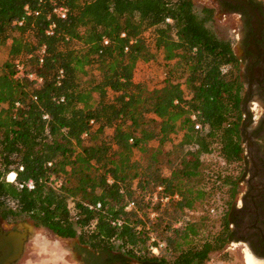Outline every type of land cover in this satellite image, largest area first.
I'll use <instances>...</instances> for the list:
<instances>
[{
    "label": "trees",
    "instance_id": "trees-1",
    "mask_svg": "<svg viewBox=\"0 0 264 264\" xmlns=\"http://www.w3.org/2000/svg\"><path fill=\"white\" fill-rule=\"evenodd\" d=\"M54 1L68 7L66 18H48ZM214 14L193 0H0V48L9 44L0 63L2 217L134 255L157 256L152 235L168 253L188 244L201 224L194 210L217 192L231 201L242 151L239 58L234 40L207 25ZM19 55L42 83L16 75ZM158 57L164 78L152 87L136 67ZM30 179L34 189L19 186ZM158 186L166 203L152 196ZM225 240L221 227L201 248L189 245L187 262Z\"/></svg>",
    "mask_w": 264,
    "mask_h": 264
},
{
    "label": "flooded vegetation",
    "instance_id": "flooded-vegetation-1",
    "mask_svg": "<svg viewBox=\"0 0 264 264\" xmlns=\"http://www.w3.org/2000/svg\"><path fill=\"white\" fill-rule=\"evenodd\" d=\"M248 2L259 12L260 20L253 22L254 16L250 11L233 0H209L210 5L206 6L214 8L215 13L234 15L240 23L235 30L238 47L235 52L239 58L242 87V117L238 126L242 151L241 158L232 164L236 187L231 201H223L219 208L221 227L226 237L220 253L234 250L238 264H248L246 252L249 251L254 257V264H264V0ZM255 24L261 26L259 34H256ZM225 196L228 198L226 193ZM212 210L218 209L213 206ZM25 222L19 220L11 223L0 213V226L4 231L23 230L18 224ZM4 223L11 227L5 228ZM61 238L72 242L64 256L68 264H175L173 259L163 253L157 256H149L144 252L134 255L116 245L95 248L78 237ZM190 248H176V264H211L212 249L208 250L204 260L193 257L188 263L184 253Z\"/></svg>",
    "mask_w": 264,
    "mask_h": 264
},
{
    "label": "rangeland",
    "instance_id": "rangeland-1",
    "mask_svg": "<svg viewBox=\"0 0 264 264\" xmlns=\"http://www.w3.org/2000/svg\"><path fill=\"white\" fill-rule=\"evenodd\" d=\"M193 1L196 10L199 13H201L203 7L210 5L209 0ZM207 25L219 37L234 40L233 48L237 52V31L235 30L238 29L240 23L234 15L217 12L214 14L213 18L207 22ZM8 45H5L0 48V63L5 61L9 57ZM164 71L165 67L163 64V60L158 57L148 62L140 61L136 67V76L146 78L150 86L152 87L159 86L162 84L164 78ZM177 139L178 138H176V140ZM167 147H170V143H168ZM209 157L210 155H206L205 159L209 160ZM212 158L213 161H215L216 155L214 154ZM8 178L9 174L6 179L10 181ZM226 199V196L224 195L223 197L222 193H214L211 197V200L203 208L198 207L194 210L193 217L195 219H199L200 217H202L200 219L201 221L199 222L201 223L199 227V232L195 237L190 240V244H184L183 246H200L205 240L211 239L218 231H220L221 212L219 208L222 206V202ZM213 206H216L219 211H213ZM25 221V223L30 225L32 229L29 232L28 240L25 242L24 251L15 264H68L64 260V256H66L67 251L70 249V245L72 244V242H68L67 240L62 239L48 227L35 226L29 219H25ZM10 222L12 223L13 221ZM22 224L23 223L18 224L20 229H23ZM4 227L10 228L11 226L4 223ZM221 249L222 247L212 249L213 252L211 253V264H238L237 253L234 252V250H230L226 253H220ZM163 254L167 255V257L170 259H173V257L176 255L175 253H168L167 251H164Z\"/></svg>",
    "mask_w": 264,
    "mask_h": 264
},
{
    "label": "built area",
    "instance_id": "built-area-1",
    "mask_svg": "<svg viewBox=\"0 0 264 264\" xmlns=\"http://www.w3.org/2000/svg\"><path fill=\"white\" fill-rule=\"evenodd\" d=\"M25 11H26L27 14L33 13L32 8L28 4L25 6ZM68 11L69 10H68V7L66 5L60 4V3L56 2V1H54V4L52 6V11L48 15V18L50 19L51 15L54 14L57 17L64 19V18H66L68 16ZM34 13L35 14H39V11H35ZM166 21L167 22H172V18L168 17V18H166ZM17 22L22 23V21H16L15 23H17ZM55 27H56V22L51 20L48 23V26H47V29H46V33L48 35L52 34L54 32V30H55ZM126 36H127L126 32H122L121 33V37H126ZM135 41H136V39L132 38L129 41V43L125 46V51H128L130 45L132 43H134ZM109 43H110V39L108 37H104L103 38V44L104 45H108ZM46 49H47L46 44H43L37 50V55L39 57V62L40 63H43L44 60H45ZM32 54L33 53H29L26 56L31 57ZM14 69H15V73H16L17 76H27L28 78H30L32 80H37L38 83H42L43 82V77L42 76H37L35 72H32V71L28 70L27 65H26L25 55H19L14 60ZM63 76H64V71H63V69H60L59 74H58L59 83H60L61 78ZM34 98L36 99L37 97H34ZM19 104H20L19 102L16 103V105H19ZM47 116L48 115H45L44 117H47ZM91 122L93 123L94 121L92 120ZM83 136L86 137L87 133H85ZM49 164H51V163H49ZM62 182H63L62 178H58V179L55 180L54 184L57 187H59V186H61ZM19 186L20 187L27 186L29 189H34L35 188V182L32 179H30L26 183H20ZM162 192H163V187L162 186H158L152 196L155 199L161 198L163 200L162 203H166L169 200L170 195L161 194ZM159 194H161V196ZM175 197L178 198V195L176 194ZM133 205H134V202H131L127 206V208H129V207H131ZM91 207H93V205H91ZM96 207H101V203L98 202ZM152 215H154V214H152ZM148 248L152 252V254L158 255L159 253H163L165 251V249L167 248V244H166L165 241L156 240V237L152 235L151 238H150V242H149Z\"/></svg>",
    "mask_w": 264,
    "mask_h": 264
},
{
    "label": "water",
    "instance_id": "water-1",
    "mask_svg": "<svg viewBox=\"0 0 264 264\" xmlns=\"http://www.w3.org/2000/svg\"><path fill=\"white\" fill-rule=\"evenodd\" d=\"M244 5L250 13L254 16L255 20H260L259 12L253 8L248 0H233ZM256 34L261 31V26L255 24ZM255 36L253 39V43ZM23 230H10L4 231L0 226V264H12L17 261L22 255L25 247V242L29 238V232L32 229L27 223H23Z\"/></svg>",
    "mask_w": 264,
    "mask_h": 264
},
{
    "label": "bare ground",
    "instance_id": "bare-ground-1",
    "mask_svg": "<svg viewBox=\"0 0 264 264\" xmlns=\"http://www.w3.org/2000/svg\"><path fill=\"white\" fill-rule=\"evenodd\" d=\"M15 175H16V173H14V172H11V173H9V180L10 181H13V180H15L14 178H16L15 177ZM246 256H247V263L248 264H254V257L250 254V252L249 251H247L246 252Z\"/></svg>",
    "mask_w": 264,
    "mask_h": 264
}]
</instances>
